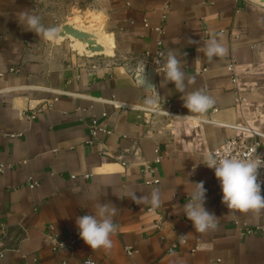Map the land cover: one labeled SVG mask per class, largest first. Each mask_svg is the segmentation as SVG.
I'll return each mask as SVG.
<instances>
[{
	"label": "crops",
	"instance_id": "crops-1",
	"mask_svg": "<svg viewBox=\"0 0 264 264\" xmlns=\"http://www.w3.org/2000/svg\"><path fill=\"white\" fill-rule=\"evenodd\" d=\"M80 2L92 19L85 25L106 37L113 57L79 56L67 41L51 40L68 19L47 36L28 31L22 12L53 29L43 0H0V264H84L88 256L97 264H264V210H229L203 164L231 132L215 122L264 130V6L255 0ZM213 38L227 54L209 60L197 49ZM159 48L163 64L169 50L180 59L186 92L213 99L206 113H189L173 83L162 87L161 69H155L157 106L177 116L145 112L156 107L148 103L153 91L139 87L134 75L152 65ZM231 58L236 87L226 69ZM94 119L111 133L88 143ZM201 181L205 207L219 218L206 233L177 209ZM153 189L161 191L162 205L152 211L149 203L119 198L126 191L150 196ZM97 202L118 209L111 250L93 251L81 238L71 250H53L48 236H79L76 218L94 213Z\"/></svg>",
	"mask_w": 264,
	"mask_h": 264
},
{
	"label": "clouds",
	"instance_id": "clouds-1",
	"mask_svg": "<svg viewBox=\"0 0 264 264\" xmlns=\"http://www.w3.org/2000/svg\"><path fill=\"white\" fill-rule=\"evenodd\" d=\"M20 22H26L28 31H33L37 35L43 32L47 36L54 31V29H44L40 25L39 18L29 15L27 12L20 14ZM197 51L202 52L209 60L214 56L223 57L227 54V48L215 38L207 41L202 47H198ZM199 60L197 58L196 61ZM161 71L163 72L161 86L173 83L175 89L182 93L181 99L189 113H206L214 103L209 95L200 90L185 91V73L181 69V61L175 51L169 50ZM152 87L155 88V86ZM159 97L156 92V96L150 99L148 103L158 102ZM203 164L214 170L215 177L220 182L222 203L229 210L243 213L264 210V188H262L264 181L258 180L259 170L264 168V158L256 155L255 157L239 159L235 156L217 157L212 153H206ZM194 185L195 189L190 198L187 199L182 208L177 206V209L183 212L186 218L191 221L195 231L206 233L215 230L219 218L205 207L207 190L204 187V182L201 181ZM161 195L159 189H153L150 196L138 197L135 192L126 191L124 196L119 198H130L137 203H149L153 209H158L162 205ZM94 208V213L76 218L78 234L93 251L99 249L111 250L113 247L111 237L117 230L113 218L118 209L110 202H97ZM89 264H91V261H89Z\"/></svg>",
	"mask_w": 264,
	"mask_h": 264
},
{
	"label": "built area",
	"instance_id": "built-area-1",
	"mask_svg": "<svg viewBox=\"0 0 264 264\" xmlns=\"http://www.w3.org/2000/svg\"><path fill=\"white\" fill-rule=\"evenodd\" d=\"M158 45H160V41L157 42ZM161 48L157 49L154 57L152 59V65L155 69H162L163 67V55H162ZM226 69L229 74L230 80L233 83V85H237L238 76L235 71V63L233 59L227 61ZM145 112L150 113L153 115H162L169 118H175L177 114L171 112L168 109V106L162 108L160 106L146 108ZM34 113H30L28 115V118L32 119L34 118ZM102 116H105V113L102 114ZM217 125L224 127L226 129L231 130L229 134L226 135L225 139L218 145H216L214 148L211 149L209 153H212L213 155L217 157H223L225 155L228 156H235L239 159H246L248 157H255L256 155L261 156L264 158V130L250 125L249 123L243 122V123H226V122H215ZM91 139L88 140V143H91L94 138L97 137V135L101 132L104 134H110L111 130L105 128L102 126V124L99 122L98 119H94L90 125L89 128ZM157 152V149L155 150ZM159 156H156L155 161L159 162ZM4 164L0 163V173L4 169ZM206 168L209 170L211 177L214 182V187L218 194H221V188H220V182L217 180L214 174L213 169H209L207 166ZM258 180L264 181V168H261L259 170V176ZM157 180H154L156 182ZM37 186V182L35 180H30L29 187L34 188ZM262 188H264V185H262ZM153 208H148V211H152ZM157 226L162 225L161 217H158L156 220ZM251 230H248L247 232H250ZM49 242L51 245V248L53 250H57L60 248H66L68 250H71L74 245L80 240L79 236H70L67 240L56 238L53 235H49ZM184 242V239L181 238L177 240L175 243H173L168 250H172L175 247H177L179 244H182ZM126 253L131 254L132 249L126 248ZM3 252L0 250V257H2ZM89 261H91V264H97L90 256L86 257L83 260L84 264H89Z\"/></svg>",
	"mask_w": 264,
	"mask_h": 264
},
{
	"label": "water",
	"instance_id": "water-1",
	"mask_svg": "<svg viewBox=\"0 0 264 264\" xmlns=\"http://www.w3.org/2000/svg\"><path fill=\"white\" fill-rule=\"evenodd\" d=\"M255 1L264 6V0ZM50 39H52L56 44L67 41L70 50L79 56H104L109 58L115 55L111 45L95 27L80 26L72 20H68L59 25L55 34L50 35ZM134 79L139 87L145 90L153 91L152 99L156 96V87H152L155 86V68L152 65H142L135 73ZM158 104L159 101L153 103V106H157Z\"/></svg>",
	"mask_w": 264,
	"mask_h": 264
},
{
	"label": "rangeland",
	"instance_id": "rangeland-1",
	"mask_svg": "<svg viewBox=\"0 0 264 264\" xmlns=\"http://www.w3.org/2000/svg\"><path fill=\"white\" fill-rule=\"evenodd\" d=\"M43 7L51 18L53 29L65 19L72 20L80 26H86L85 24L92 20L89 13L83 11L82 7L84 6L80 0H43ZM87 26L92 25L88 24ZM103 37L108 42L104 35Z\"/></svg>",
	"mask_w": 264,
	"mask_h": 264
},
{
	"label": "bare ground",
	"instance_id": "bare-ground-1",
	"mask_svg": "<svg viewBox=\"0 0 264 264\" xmlns=\"http://www.w3.org/2000/svg\"><path fill=\"white\" fill-rule=\"evenodd\" d=\"M87 26V25H86ZM100 33V32H99Z\"/></svg>",
	"mask_w": 264,
	"mask_h": 264
}]
</instances>
